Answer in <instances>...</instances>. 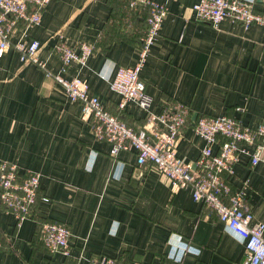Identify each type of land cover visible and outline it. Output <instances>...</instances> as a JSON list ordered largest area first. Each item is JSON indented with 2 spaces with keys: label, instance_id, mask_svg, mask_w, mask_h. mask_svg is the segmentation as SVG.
I'll use <instances>...</instances> for the list:
<instances>
[{
  "label": "crops",
  "instance_id": "0c3cea01",
  "mask_svg": "<svg viewBox=\"0 0 264 264\" xmlns=\"http://www.w3.org/2000/svg\"><path fill=\"white\" fill-rule=\"evenodd\" d=\"M130 1L51 0L40 25L19 22L11 41L23 33L38 41L39 59L53 74L61 70L54 50L59 36L70 47L92 46L86 66L71 64L63 78L84 83L103 108L138 131L147 114L131 102L119 111L121 98L110 89L118 68L135 65L146 28L147 12L130 10ZM152 1L165 4L167 15L140 79L149 113L187 108L176 156L192 166L204 146L193 129L198 118L226 117L251 129L264 118L263 30L228 21L212 28L196 19L199 0ZM252 10L264 16V2L255 0ZM109 151L81 120L80 106L42 70L21 63L13 50L0 56V163L40 175V200L27 220L18 226L0 208V264H92L100 256L117 264H244L242 243L188 190L137 168L133 151L117 159ZM229 185L244 188L251 225H264V165L251 166L239 154ZM39 220L69 228L68 256L45 250Z\"/></svg>",
  "mask_w": 264,
  "mask_h": 264
},
{
  "label": "built area",
  "instance_id": "2783aa9c",
  "mask_svg": "<svg viewBox=\"0 0 264 264\" xmlns=\"http://www.w3.org/2000/svg\"><path fill=\"white\" fill-rule=\"evenodd\" d=\"M50 1L0 0V56L13 50L21 63L37 66L45 78L62 89L70 102L80 106L81 120L90 124L95 140L110 146L111 158L117 159L120 153L133 151L137 168L156 173L169 181L175 190H188L193 202L203 204L215 214L225 230L242 243L244 264H264V225H251L252 215L245 202L244 188L232 190L229 185L239 154L246 155L251 166L264 165V118L254 129L226 117L198 118L193 129L204 146L192 166L185 164L177 158L176 146L187 123V108L174 104L165 106L157 114L149 113V99L140 79L150 49L160 35L167 15L166 5L152 0L129 2L130 10L134 11L140 6L147 12L146 28L139 39L135 65L118 68L110 82L111 91L121 98L119 111L131 102L147 114L144 126L137 131L128 127L119 115H113L103 108L96 97L88 94L84 83L63 78V71L71 64L86 66L94 50L92 46L81 44L78 48L70 47L59 36L54 50L59 57L61 70L53 74L39 59L41 45L38 41L29 40L26 33L19 41H11L19 22H23L27 29L40 25L41 14ZM254 1L199 0L193 11L198 21L215 29L225 21L240 24L245 30L259 26L263 30L264 44V16L253 12ZM39 180L38 173L19 174L14 163H0V208L13 215L18 226L30 217L35 207ZM70 237V230L65 224L47 221L40 226V238L49 254L68 256ZM92 264L117 262L113 258L100 256Z\"/></svg>",
  "mask_w": 264,
  "mask_h": 264
},
{
  "label": "trees",
  "instance_id": "16d2710c",
  "mask_svg": "<svg viewBox=\"0 0 264 264\" xmlns=\"http://www.w3.org/2000/svg\"><path fill=\"white\" fill-rule=\"evenodd\" d=\"M40 200V197H38V194H37V200H36V204H37V202ZM36 204H35V206H36ZM47 221H49V222H53V221H51V220H39L38 221V234H39V237H40V226H41V224L42 223H44V222H47Z\"/></svg>",
  "mask_w": 264,
  "mask_h": 264
}]
</instances>
